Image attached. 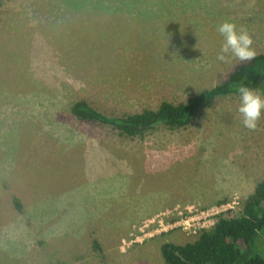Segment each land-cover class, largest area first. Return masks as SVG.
<instances>
[{
    "label": "rangeland",
    "instance_id": "1",
    "mask_svg": "<svg viewBox=\"0 0 264 264\" xmlns=\"http://www.w3.org/2000/svg\"><path fill=\"white\" fill-rule=\"evenodd\" d=\"M225 20L264 53V0H0V264H166L163 243L201 232L168 227L190 209L241 215L264 180V119L244 128L238 96L133 139L71 113H139L222 83L249 62L217 60Z\"/></svg>",
    "mask_w": 264,
    "mask_h": 264
},
{
    "label": "trees",
    "instance_id": "2",
    "mask_svg": "<svg viewBox=\"0 0 264 264\" xmlns=\"http://www.w3.org/2000/svg\"><path fill=\"white\" fill-rule=\"evenodd\" d=\"M241 84L264 93V53L238 66L222 83L179 104L163 101L157 109L110 116L82 100L72 105L71 113L82 122L110 126L122 137L142 138L158 127L186 128L202 108L216 99L236 95L235 89ZM14 206L23 213L18 199H14ZM160 251L166 264H264V180L247 198L241 215L222 213L195 241L183 245L165 242Z\"/></svg>",
    "mask_w": 264,
    "mask_h": 264
},
{
    "label": "clouds",
    "instance_id": "3",
    "mask_svg": "<svg viewBox=\"0 0 264 264\" xmlns=\"http://www.w3.org/2000/svg\"><path fill=\"white\" fill-rule=\"evenodd\" d=\"M217 32L222 37L218 61L235 59L243 63L252 61L257 56L253 38L244 26L225 20L217 26ZM235 93L238 96L236 112L242 126L248 130H256L259 121L264 119V93L243 84L236 87Z\"/></svg>",
    "mask_w": 264,
    "mask_h": 264
},
{
    "label": "built area",
    "instance_id": "4",
    "mask_svg": "<svg viewBox=\"0 0 264 264\" xmlns=\"http://www.w3.org/2000/svg\"><path fill=\"white\" fill-rule=\"evenodd\" d=\"M231 208L230 204H222L213 206L208 209L190 211L178 222H174L168 225L169 228L182 227L184 230L193 231L197 233L204 229L212 227L216 221L217 216L225 213ZM160 227H163V221H160ZM166 230V229H165Z\"/></svg>",
    "mask_w": 264,
    "mask_h": 264
}]
</instances>
